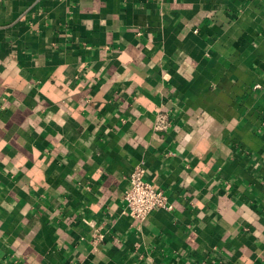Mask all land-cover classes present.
I'll use <instances>...</instances> for the list:
<instances>
[{
	"label": "crops",
	"instance_id": "obj_1",
	"mask_svg": "<svg viewBox=\"0 0 264 264\" xmlns=\"http://www.w3.org/2000/svg\"><path fill=\"white\" fill-rule=\"evenodd\" d=\"M263 118L264 0H0V264H264Z\"/></svg>",
	"mask_w": 264,
	"mask_h": 264
},
{
	"label": "built area",
	"instance_id": "obj_2",
	"mask_svg": "<svg viewBox=\"0 0 264 264\" xmlns=\"http://www.w3.org/2000/svg\"><path fill=\"white\" fill-rule=\"evenodd\" d=\"M259 87V86H255ZM171 125V118L165 111H158L152 122V129L156 132H165ZM264 130V118L260 122ZM145 169L142 163L133 167L128 175V187L123 192L125 202L123 212L133 219L143 220L156 209H170L172 206L168 196L160 188L154 187L145 180Z\"/></svg>",
	"mask_w": 264,
	"mask_h": 264
}]
</instances>
